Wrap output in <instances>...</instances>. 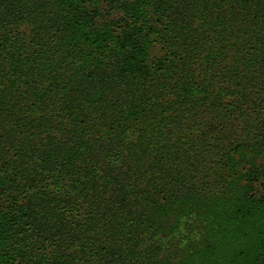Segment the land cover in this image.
Returning <instances> with one entry per match:
<instances>
[{"label": "trees", "instance_id": "1", "mask_svg": "<svg viewBox=\"0 0 264 264\" xmlns=\"http://www.w3.org/2000/svg\"><path fill=\"white\" fill-rule=\"evenodd\" d=\"M0 264H264V0H0Z\"/></svg>", "mask_w": 264, "mask_h": 264}]
</instances>
